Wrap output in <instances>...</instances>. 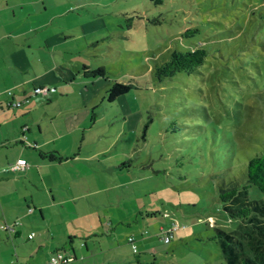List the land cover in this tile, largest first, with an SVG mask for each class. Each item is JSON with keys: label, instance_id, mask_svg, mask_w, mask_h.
<instances>
[{"label": "rangeland", "instance_id": "1", "mask_svg": "<svg viewBox=\"0 0 264 264\" xmlns=\"http://www.w3.org/2000/svg\"><path fill=\"white\" fill-rule=\"evenodd\" d=\"M5 2L0 26L30 27L33 41L46 39L63 55L67 80L62 96L48 101L54 87L47 85L48 92L32 94L28 114L19 115L20 105L12 110L30 125L31 142L49 139L42 152L55 146L84 164L76 189L84 195L75 207L41 191L42 214L36 208L17 219L18 264H49L50 248L72 254L64 222L76 232V259L58 264H225L213 226L252 251L259 243L253 223L264 217L230 218L218 187L230 184L229 168L264 147V0H7L18 3L14 17ZM188 28L197 31L183 35ZM196 46L208 54L194 71L155 78L171 50ZM100 66L93 81L77 76ZM114 80L135 88L109 101ZM74 121L77 128L66 125ZM65 192L55 198L70 197ZM249 197L257 195L251 190ZM46 218L54 232L49 246L50 236H39ZM173 223L165 243L163 231Z\"/></svg>", "mask_w": 264, "mask_h": 264}, {"label": "crops", "instance_id": "2", "mask_svg": "<svg viewBox=\"0 0 264 264\" xmlns=\"http://www.w3.org/2000/svg\"><path fill=\"white\" fill-rule=\"evenodd\" d=\"M17 4V2L8 3L7 0L5 2L6 8L8 6L11 7L13 17L15 16L13 8ZM19 28L9 24L3 27L0 26V246L2 248L5 247L4 251L0 250L8 257L5 263L3 261L4 258H1L0 264H18L16 240L13 239H16L23 231L20 221L28 217V215H33V211L36 208L42 214L43 204H41L39 197L41 191L49 192L53 203L58 205L69 203L74 207L75 199L84 195L82 191L76 190L80 189L78 185L80 181L77 179H80L81 170L84 166L81 161H78L77 155L75 153L68 154L65 150L55 146L45 148L42 152L41 145L45 144V142L48 143L49 139H44L38 143L32 138L31 142L28 139V137H31L32 131L30 125H27L24 120L19 122L18 113L12 110L19 105L15 107L8 105V102L13 99L22 101L27 98L26 101L20 104L19 115L28 114L33 104L31 103L32 91L36 86L47 87V85H53L54 91H51L46 96L50 102L53 98H57V92L60 94L59 96H62V89L65 90L67 88L65 69L63 67L64 60H62L63 55H59L61 52H55V47L53 45L50 46L51 44L44 38L33 41L35 36L31 34L32 29L30 27ZM88 69L90 68L86 67L82 71L79 70L77 72L78 78H81L84 83L93 81L94 78L85 74V70ZM67 72L70 71L67 70ZM47 89L46 91L48 92L49 88ZM8 91L11 93L9 94ZM67 110L63 109V111ZM66 125H70L69 128L78 127V123L75 121ZM26 148H32L29 149L32 152L30 155H28L27 152L29 150ZM34 152H38V157L33 154ZM46 153H51L55 156L63 155L65 159L53 160L41 155H46ZM18 157L26 159L27 167L17 171L8 170V164ZM67 162L72 163L67 168L60 165ZM34 168H36V171H33ZM53 168H59L57 175ZM68 173L72 175H67ZM64 190L71 193L69 194L70 197H62L57 200L55 191L61 192L60 195H62ZM74 192L76 194H73ZM29 207L31 210H28ZM25 210L27 212L30 211V213H26ZM77 217V215L72 216L73 219ZM98 218L100 219L99 216ZM17 219H20V221ZM43 219L45 220V217ZM14 220L18 221L14 229L12 231L5 230L4 226L15 222ZM46 220L48 219L46 218ZM52 223L58 224L59 222L52 221ZM64 223L66 227L64 226L65 230L62 233V237L66 234L67 240L65 241L69 243L72 249V259L70 261H73L76 259V253L73 248V237L76 232L69 229L67 222ZM18 224L20 225L17 226ZM46 225V228L39 230V236H43L45 239L50 236V241L46 240V245L49 246L52 243L54 232L49 220ZM31 232H26L27 239L34 237L35 234L32 237L27 236ZM12 242L15 243L13 249L11 247ZM83 244L86 246L85 242ZM40 246L41 244L38 242L37 247ZM34 251L35 249L32 245V249L28 254L32 255ZM52 251H65V248L61 250L58 247L50 248L49 252H51V255L53 254ZM133 254L138 256V252H133Z\"/></svg>", "mask_w": 264, "mask_h": 264}, {"label": "trees", "instance_id": "3", "mask_svg": "<svg viewBox=\"0 0 264 264\" xmlns=\"http://www.w3.org/2000/svg\"><path fill=\"white\" fill-rule=\"evenodd\" d=\"M155 4L162 3L163 0H151ZM197 31V28H188L183 35H190ZM208 51L196 46L186 50H171L169 57L157 64L154 68V76L158 80L170 77L176 72L184 71L190 73L200 66ZM103 67L85 70L89 76L102 75ZM135 88V84L126 81L114 80L109 83L106 90L109 101L116 99L120 94ZM49 159L61 160L64 157L53 155L51 153L41 154ZM231 182L228 186L220 185L218 187V197L224 203L223 208L230 218L249 221L252 216L264 217V147L252 156H248L240 162L235 170L229 168ZM237 169V170H236ZM253 191L257 197H249V192ZM214 234L211 238H216L219 242L225 264H264V221L262 223H253L256 234L254 240L259 243L253 244L252 251L246 249L242 239L231 232H227L219 227L213 226ZM252 236L251 233H247Z\"/></svg>", "mask_w": 264, "mask_h": 264}, {"label": "built area", "instance_id": "4", "mask_svg": "<svg viewBox=\"0 0 264 264\" xmlns=\"http://www.w3.org/2000/svg\"><path fill=\"white\" fill-rule=\"evenodd\" d=\"M44 92L46 91V87H43V86H36L34 89H33V92L32 94H35L37 92ZM8 93L10 94L11 92L8 91ZM27 98H25L24 100L20 101V100H16V99H13L11 101L8 102V105L11 106V107H15V106H18L20 105L23 101H26ZM27 167V162H26V159L23 158V157H18L16 158L14 161L10 162L7 166V169L10 170V171H17V170H20V169H24ZM28 210H31V208L29 207ZM17 224V222H13L12 224H9V225H5L4 226V229L7 230V231H12L15 227V225ZM177 228V225L175 223H173L172 225L168 226L164 231H163V235H162V240L163 242H169L170 239L172 238L173 236V231ZM28 237H32L33 236V233H29L27 235ZM133 239L131 236L128 237V242H132ZM133 252L136 251L135 247L132 248ZM72 259V255L68 252H65V251H56L55 253H53L51 256H50V259H49V264H58V263H63V262H68Z\"/></svg>", "mask_w": 264, "mask_h": 264}]
</instances>
